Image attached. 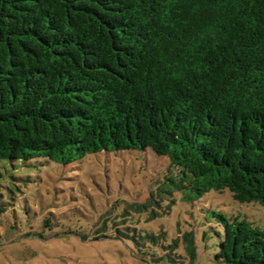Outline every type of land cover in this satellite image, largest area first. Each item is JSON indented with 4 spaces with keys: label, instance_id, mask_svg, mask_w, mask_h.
Listing matches in <instances>:
<instances>
[{
    "label": "trees",
    "instance_id": "1",
    "mask_svg": "<svg viewBox=\"0 0 264 264\" xmlns=\"http://www.w3.org/2000/svg\"><path fill=\"white\" fill-rule=\"evenodd\" d=\"M148 148L176 167L168 194L264 205V0H0V161ZM17 195L0 190V215ZM212 217L222 231L196 248L140 218L118 237L149 264H194L199 247L211 263L264 264V228Z\"/></svg>",
    "mask_w": 264,
    "mask_h": 264
},
{
    "label": "rangeland",
    "instance_id": "2",
    "mask_svg": "<svg viewBox=\"0 0 264 264\" xmlns=\"http://www.w3.org/2000/svg\"><path fill=\"white\" fill-rule=\"evenodd\" d=\"M176 175L170 159L151 148L90 153L67 165L47 158L0 161V190L18 193L0 215V264H149L148 254L118 237L119 222L137 218L141 227L165 230L182 249L196 248L204 232L222 231L213 210L264 228V205L238 201L229 189L196 201L184 200L181 191L168 194V176ZM156 188L163 205L137 209ZM201 251L194 264H215Z\"/></svg>",
    "mask_w": 264,
    "mask_h": 264
}]
</instances>
